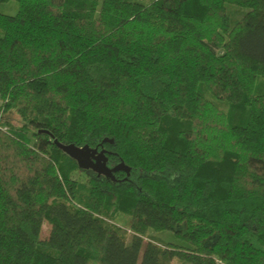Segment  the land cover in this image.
I'll return each instance as SVG.
<instances>
[{"label": "trees", "instance_id": "1", "mask_svg": "<svg viewBox=\"0 0 264 264\" xmlns=\"http://www.w3.org/2000/svg\"><path fill=\"white\" fill-rule=\"evenodd\" d=\"M15 1L0 264H264V0ZM54 140L129 174L79 169ZM148 229L175 240L143 244Z\"/></svg>", "mask_w": 264, "mask_h": 264}, {"label": "water", "instance_id": "2", "mask_svg": "<svg viewBox=\"0 0 264 264\" xmlns=\"http://www.w3.org/2000/svg\"><path fill=\"white\" fill-rule=\"evenodd\" d=\"M54 144L63 153L72 158L79 169L90 170L96 173L98 176H104L106 178L115 180L114 174L117 172H124L128 176L130 168L127 167L122 161L118 162L112 167L107 165V156L110 152L105 149H100L98 151L97 147H89L88 145L76 146L74 144H63L57 140L53 141ZM102 142L112 143V139L104 138Z\"/></svg>", "mask_w": 264, "mask_h": 264}, {"label": "rangeland", "instance_id": "3", "mask_svg": "<svg viewBox=\"0 0 264 264\" xmlns=\"http://www.w3.org/2000/svg\"><path fill=\"white\" fill-rule=\"evenodd\" d=\"M18 9V4L15 0H0V13L6 14V15H14ZM227 9L232 12V16L236 17L239 12L243 11V9H240L238 7L230 6L227 5ZM5 116V119L8 120V123L13 125L14 127H19L20 126V121L18 119V116L15 114V112H7L6 114L3 115V118ZM6 128V127H5ZM27 135H29V132H26ZM82 178L81 176H79ZM67 194V193H66ZM128 222H129V217L127 214L122 213V212H117L114 217L112 223L115 224L117 227H119L121 230H123L128 236L132 234V231L128 228ZM48 233V227L44 223L42 226V231H41V237L45 238ZM150 239H168L167 241H174L175 237L171 233H165V232H159L155 230L148 229L146 230V233L142 236V241L143 244ZM139 262V260H138ZM171 264H181V262L177 259H173Z\"/></svg>", "mask_w": 264, "mask_h": 264}, {"label": "flooded vegetation", "instance_id": "4", "mask_svg": "<svg viewBox=\"0 0 264 264\" xmlns=\"http://www.w3.org/2000/svg\"><path fill=\"white\" fill-rule=\"evenodd\" d=\"M99 150H100V149H99ZM99 150H98V151H99ZM107 155H108V154H106V156H107ZM106 163H107V165H108L109 167H112V166H114V165H112L111 163H109V162H108V160H107V162H106ZM86 171H90V170H86Z\"/></svg>", "mask_w": 264, "mask_h": 264}]
</instances>
